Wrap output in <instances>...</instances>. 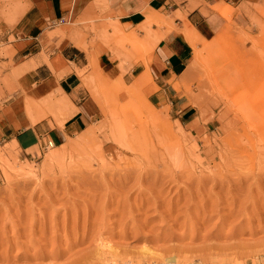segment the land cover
<instances>
[{"label":"rangeland","instance_id":"rangeland-1","mask_svg":"<svg viewBox=\"0 0 264 264\" xmlns=\"http://www.w3.org/2000/svg\"><path fill=\"white\" fill-rule=\"evenodd\" d=\"M103 1L94 4L102 14ZM28 3L0 0V78L10 56L2 26ZM243 7V23L228 19L211 41L192 36V79L174 87L185 114L149 101L160 90L149 66L131 85L93 73L83 79L101 115L84 133L31 158L0 144V264H264V0ZM151 10L130 33L99 16L79 30L58 22L59 46L102 42L124 71L154 51L153 26L176 29ZM38 103L27 106L33 123L51 114L62 127L75 112L67 97ZM103 244L116 252L101 263Z\"/></svg>","mask_w":264,"mask_h":264},{"label":"crops","instance_id":"crops-1","mask_svg":"<svg viewBox=\"0 0 264 264\" xmlns=\"http://www.w3.org/2000/svg\"><path fill=\"white\" fill-rule=\"evenodd\" d=\"M104 1L108 9L102 14V5L94 8L95 0H29L27 11L14 27L2 26L1 40L10 48V56L2 60L9 66L0 78V144H16L31 158L30 154H34L37 147L42 153L46 147H61L70 138L84 133L101 115L92 90L94 86H87L83 79L93 73L103 74L111 81L122 79L126 85H131L149 66L154 82L160 88L149 96V101L155 107L169 103L173 109L177 107V114H185L178 107L174 83L187 70L194 51L180 32L194 28L201 39L211 41L228 25V19L243 23V6L257 0ZM216 6L233 7V13L226 10L227 13H221L213 9ZM149 9L159 11L176 29L165 35L146 61H129L124 71L122 61L102 42L91 47L89 40L88 52L68 38L59 46L56 31L63 20V25H73V30H79L76 27L80 22L88 23L99 16L130 33L146 23L144 12ZM167 28L153 26L152 31L163 34L167 33ZM137 33L141 39H148L146 32L138 30ZM58 59L61 62L58 63ZM64 97L74 106L75 112L62 127L51 114L32 122L27 111L30 103L39 102L42 107L49 100Z\"/></svg>","mask_w":264,"mask_h":264},{"label":"bare ground","instance_id":"bare-ground-1","mask_svg":"<svg viewBox=\"0 0 264 264\" xmlns=\"http://www.w3.org/2000/svg\"><path fill=\"white\" fill-rule=\"evenodd\" d=\"M214 10H217V11H220L221 13L222 12H224V10L225 9H223V8H221V7H219V8H217V7H215V8H213ZM145 16H146V20H149L150 18H151V16H150V13H149V10H146L145 12ZM146 28V27H145ZM145 28H143V29H145ZM147 29V28H146ZM187 29V28H186ZM188 30H190V32L188 31ZM189 32V33H188ZM180 33H182V35H183V37L185 38V40H186V42L190 45V47L194 50L195 49V47H197V46H195V44H196V41L195 42H193L192 40H191V38H193L192 36H194V38H195V40H196V38L197 39H201V35H199V33L194 29V28H188L187 30H183V31H181ZM135 36V35H134ZM165 36H163V35H159V36H157V38H156V44H154L153 46L154 47H156L157 45H158V43L164 38ZM216 40V39H215ZM214 40V41H215ZM202 41V40H201ZM202 43H204V40H203V42ZM205 44V43H204ZM210 43H208V45H209ZM197 45V44H196ZM205 45H207V43L205 44ZM213 45V44H212ZM197 52V51H196ZM193 64V66H194V63H192ZM190 67V66H189ZM212 68V67H211ZM193 67H191V68H189L188 70H186L183 74H182V76H181V83H182V85L181 86H186V85H188L189 84V82L191 81V79H192V75H193ZM209 72V71H208ZM210 73V72H209ZM241 75V74H240ZM242 78V77H241ZM211 80V79H210ZM180 83V84H181ZM243 83V82H242ZM180 84H179V82L178 83H174V87L175 88H177L178 86H180ZM216 89V88H215ZM218 91V90H217ZM200 108V107H199ZM118 112V111H117ZM110 115V114H109ZM122 112L121 113H118L117 114V117L115 116L114 117V119L113 120H115V130H114V135H116V133L118 134V133H120L121 132V130H122V127L124 126V125H122V123H121V121H119L118 119L119 118H121L122 116ZM31 116H33V114L31 115ZM30 116V117H31ZM32 118V117H31ZM147 118V117H146ZM33 119V121H34V118H32ZM126 124V123H125ZM103 245H105V246H103ZM103 245H101L103 248H105L106 250L105 251H98V260L99 261H101V263L102 262H107V261H109L110 260V258L111 257H113L114 258V256H115V254H114V252H116L115 250H116V248H113V247H110L108 244H103ZM102 248V249H103ZM115 249V250H114ZM221 261V260H220ZM220 261H216L215 263L216 264H228L226 261H222V262H220ZM111 262H115V261H113L112 259H111ZM110 262V263H111ZM109 263V262H108ZM112 263V264H113ZM115 264H117V263H115ZM126 264H131V263H129V262H127Z\"/></svg>","mask_w":264,"mask_h":264},{"label":"built area","instance_id":"built-area-1","mask_svg":"<svg viewBox=\"0 0 264 264\" xmlns=\"http://www.w3.org/2000/svg\"><path fill=\"white\" fill-rule=\"evenodd\" d=\"M61 23H64V20H63V21H61Z\"/></svg>","mask_w":264,"mask_h":264}]
</instances>
